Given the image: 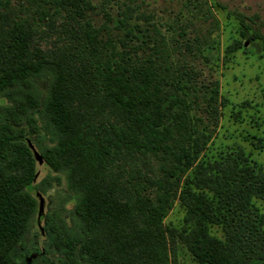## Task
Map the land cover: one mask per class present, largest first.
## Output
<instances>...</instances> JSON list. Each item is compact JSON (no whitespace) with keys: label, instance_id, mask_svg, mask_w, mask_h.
Wrapping results in <instances>:
<instances>
[{"label":"trees","instance_id":"trees-1","mask_svg":"<svg viewBox=\"0 0 264 264\" xmlns=\"http://www.w3.org/2000/svg\"><path fill=\"white\" fill-rule=\"evenodd\" d=\"M55 1L66 11L61 48L32 44L34 16L17 18L0 35V264H29L17 250L39 213L30 144L57 174L54 184L65 174L74 195L69 215L45 216L65 264L168 263L169 189L153 200L140 175L130 187L120 177L124 161L143 158L157 160L170 177L174 169L185 210L177 239L198 263L264 264V171L243 151L207 154L219 83L201 80L195 60L215 44L195 52L187 25L176 22L164 33L124 14L116 34L95 25L90 0ZM215 26L217 43V19ZM236 50L225 51L226 69ZM248 134L255 144L259 136ZM139 216L143 226L128 233V221Z\"/></svg>","mask_w":264,"mask_h":264},{"label":"rangeland","instance_id":"rangeland-1","mask_svg":"<svg viewBox=\"0 0 264 264\" xmlns=\"http://www.w3.org/2000/svg\"><path fill=\"white\" fill-rule=\"evenodd\" d=\"M90 1L95 7L89 12L95 25L103 28L107 26L116 34H121L115 27L117 20L123 19L124 15L126 17L132 15L129 18L132 23L146 26L154 24L164 33L173 32L170 27L176 22L178 26L187 25L195 52L199 44L205 47L210 43L215 44L217 50H209L206 59L200 57L195 60L201 73V80L207 84L214 81L219 83L218 124L214 129L207 154L219 156L223 153L243 151L254 165L261 166L264 171V125L258 129L255 127L258 123L251 125L252 127L247 123L248 121L254 123L255 118L261 123L264 122V0ZM143 14L148 19H143ZM29 16L35 17L32 41L34 46L55 51L65 44L63 25L67 20L66 11L64 6L55 0H0V35L2 32H8L17 18ZM184 17L187 20H184ZM216 19L220 23L217 43L213 40L218 33ZM254 36L260 40H254ZM179 40L184 41L181 38ZM183 49L182 47V51ZM229 49L237 50L234 53V63L226 69L225 51ZM41 88L44 92L45 85ZM4 105L5 101L0 99V110ZM247 133L248 136H259L255 144L246 141ZM122 169L120 177L125 183L138 175L141 181H148V194L153 200H157L158 196L169 189L171 208L163 222L171 228L173 237L169 238L167 264H200L184 242L177 239L179 234L177 229L180 231L184 227L185 210L180 204L181 189L177 188V175L174 169H171L173 175L170 177L167 170L153 158L124 161ZM37 173L35 182L37 189L34 190V194L35 196L40 194L44 198V214L40 221L38 214L35 216L33 227L22 245L25 248L21 246L17 250V257L22 263L65 264L61 254L52 247V234L48 230L45 216L69 215L68 211L75 203L72 200L74 195L69 192L65 174L60 175L61 184L57 186L53 181L57 174L46 163L42 165L37 163ZM45 179L53 185H47ZM37 200L39 203L38 198ZM260 206L264 213V205ZM141 218L139 216L128 221L126 225L128 233L132 227L143 226Z\"/></svg>","mask_w":264,"mask_h":264},{"label":"water","instance_id":"water-1","mask_svg":"<svg viewBox=\"0 0 264 264\" xmlns=\"http://www.w3.org/2000/svg\"><path fill=\"white\" fill-rule=\"evenodd\" d=\"M30 148L33 152V155H34L37 163L39 165H42L44 163L42 155L35 149V147L32 144H30ZM36 196L39 199L38 221H40L42 219L43 214H44L45 201H44V198L40 194H37Z\"/></svg>","mask_w":264,"mask_h":264}]
</instances>
